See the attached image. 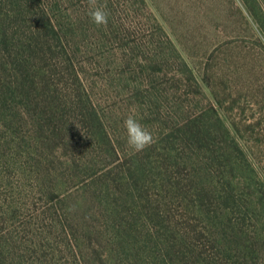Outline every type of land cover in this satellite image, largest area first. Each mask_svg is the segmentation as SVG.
I'll list each match as a JSON object with an SVG mask.
<instances>
[{
  "label": "trees",
  "instance_id": "obj_1",
  "mask_svg": "<svg viewBox=\"0 0 264 264\" xmlns=\"http://www.w3.org/2000/svg\"><path fill=\"white\" fill-rule=\"evenodd\" d=\"M65 1L0 0V264H264V227L247 228L251 209L213 167L232 152L247 163L223 113L210 108L224 145L197 115L133 153L77 70ZM233 1L264 39V0ZM54 146L63 159L47 160Z\"/></svg>",
  "mask_w": 264,
  "mask_h": 264
},
{
  "label": "rangeland",
  "instance_id": "obj_2",
  "mask_svg": "<svg viewBox=\"0 0 264 264\" xmlns=\"http://www.w3.org/2000/svg\"><path fill=\"white\" fill-rule=\"evenodd\" d=\"M233 2L97 0V5L108 6L106 26L85 19L90 0H72V5L66 0L63 8L76 10L74 25L82 43V64L77 70H82L105 123L115 124L121 136L129 115L157 140L173 126L199 115L208 123L201 133L215 136L217 145H224L216 122L223 113L247 163L232 152L221 167H213L245 203L241 208L251 209L247 228L260 230L264 227V39L244 25ZM156 31L159 53L147 43L150 32ZM179 58L186 61L190 73ZM153 63V68L142 67ZM228 85L230 96L224 94ZM231 100L235 106L225 107ZM211 106L219 112L213 113ZM54 157L63 159L57 146L47 160ZM9 175L14 182L23 177L17 169ZM263 243L259 239L257 246Z\"/></svg>",
  "mask_w": 264,
  "mask_h": 264
},
{
  "label": "clouds",
  "instance_id": "obj_3",
  "mask_svg": "<svg viewBox=\"0 0 264 264\" xmlns=\"http://www.w3.org/2000/svg\"><path fill=\"white\" fill-rule=\"evenodd\" d=\"M91 10L88 15L97 26L108 24L109 13L106 6L97 5V0H90ZM126 143L133 153H140L156 143L157 138L134 115H129L123 121Z\"/></svg>",
  "mask_w": 264,
  "mask_h": 264
}]
</instances>
